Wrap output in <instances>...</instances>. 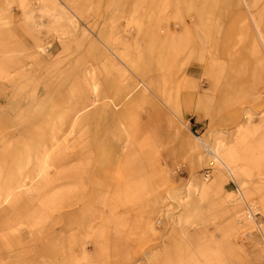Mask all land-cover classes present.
Listing matches in <instances>:
<instances>
[{
    "label": "rangeland",
    "instance_id": "obj_1",
    "mask_svg": "<svg viewBox=\"0 0 264 264\" xmlns=\"http://www.w3.org/2000/svg\"><path fill=\"white\" fill-rule=\"evenodd\" d=\"M0 264H264V0H0Z\"/></svg>",
    "mask_w": 264,
    "mask_h": 264
},
{
    "label": "bare ground",
    "instance_id": "obj_2",
    "mask_svg": "<svg viewBox=\"0 0 264 264\" xmlns=\"http://www.w3.org/2000/svg\"><path fill=\"white\" fill-rule=\"evenodd\" d=\"M93 89H96V87L94 86ZM218 160H220V159H218ZM209 165L214 166V161H211L209 163ZM228 173H230L232 175V173L230 171ZM238 195L240 197L238 202H240L239 204L242 206V212L240 213V217H239L238 221L239 222L240 221H243V223L245 222V223H248V224L250 223V221L251 222H254L253 225L256 226V227H258L257 230L260 231V224H258V222L256 220L257 218H255V216H254L255 215L254 214V211H258L257 210V206L253 202H251V201H248V200L246 202L243 201L241 199V196H240V192L239 191H238ZM243 205H244V207H243ZM258 214H259V212H258Z\"/></svg>",
    "mask_w": 264,
    "mask_h": 264
},
{
    "label": "built area",
    "instance_id": "obj_3",
    "mask_svg": "<svg viewBox=\"0 0 264 264\" xmlns=\"http://www.w3.org/2000/svg\"><path fill=\"white\" fill-rule=\"evenodd\" d=\"M254 214H255L254 216H255V218H256V216H257L258 213H257L256 211H254Z\"/></svg>",
    "mask_w": 264,
    "mask_h": 264
}]
</instances>
